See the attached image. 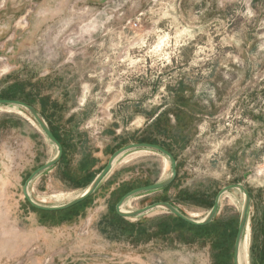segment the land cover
Wrapping results in <instances>:
<instances>
[{"label": "rangeland", "instance_id": "1", "mask_svg": "<svg viewBox=\"0 0 264 264\" xmlns=\"http://www.w3.org/2000/svg\"><path fill=\"white\" fill-rule=\"evenodd\" d=\"M0 98L35 107L62 146L33 199L64 203L116 149L155 140L175 180L124 208L170 201L200 219L241 183L245 264H264V0H0ZM54 153L28 113L0 105V264H233L238 191L203 227L163 209L120 217L126 191L169 173L141 149L83 202L45 214L21 187Z\"/></svg>", "mask_w": 264, "mask_h": 264}, {"label": "water", "instance_id": "2", "mask_svg": "<svg viewBox=\"0 0 264 264\" xmlns=\"http://www.w3.org/2000/svg\"><path fill=\"white\" fill-rule=\"evenodd\" d=\"M0 105H7V106H16L23 110L24 112L28 113L32 118L33 122L45 136V138L54 146L55 153L53 156L44 162L43 164L36 167L33 171L25 179L21 191L23 198L34 208L43 210V211H60L67 208H70L85 199H87L95 190L101 185V183L108 177L111 173L115 162L118 160L119 157L122 155L129 153L135 150H149L152 152H156L163 157H165L168 161L169 165V173L168 176L164 179L155 181L150 184L142 185L135 187L126 193H124L119 200L116 202L114 209L118 216L123 218H138L152 210L155 209H163L167 213H171L186 223H189L194 226H205L208 225L216 216L219 210V205L221 198L229 191L236 190L240 193L242 197V202L240 206L238 224H237V231L234 239L233 244V255L232 260L233 264H241L239 261V251L241 242L246 236L249 224V210H250V203H251V196L247 190V188L241 183H232L221 187L218 192L216 193L213 204L210 209L206 212V214L200 218L195 219L185 211L180 209L175 204L169 201H155L148 205H145L141 208L136 209H123L124 204L134 198L136 196H141L143 194H148L150 192L162 190L163 188L169 186L176 177V159L173 154L162 147L161 145L149 142H132L126 145H123L116 149L107 159L106 164L104 167L93 177V179L83 187L79 193H77L72 199L61 203V204H44L40 201L33 199L30 193V185L31 183L41 174L46 173L51 168H53L61 159L62 156V146L57 138L52 133L47 121L43 117V115L32 105L17 99H6L0 98Z\"/></svg>", "mask_w": 264, "mask_h": 264}, {"label": "bare ground", "instance_id": "3", "mask_svg": "<svg viewBox=\"0 0 264 264\" xmlns=\"http://www.w3.org/2000/svg\"><path fill=\"white\" fill-rule=\"evenodd\" d=\"M12 107H16V106H12ZM123 209H125L124 206H123ZM239 261L241 264H245L247 261V241L246 239L245 241L241 242L240 251H239Z\"/></svg>", "mask_w": 264, "mask_h": 264}, {"label": "trees", "instance_id": "4", "mask_svg": "<svg viewBox=\"0 0 264 264\" xmlns=\"http://www.w3.org/2000/svg\"><path fill=\"white\" fill-rule=\"evenodd\" d=\"M48 125H49V124H48ZM50 129H51V128H50ZM51 131H52V130H51ZM52 133H53V131H52ZM53 134H54V133H53ZM54 136H55V134H54ZM55 137H56V136H55ZM56 138H57V137H56ZM57 140H58V138H57ZM58 141H59V140H58ZM149 141H150L149 143H155V144H158V142H155V140H149ZM158 145H161L162 147H164L165 149H167L168 151H170L168 148H166L165 145H162V144H158ZM170 152H171V151H170ZM171 153H172V152H171ZM96 174H97V173H96ZM96 174H95V175H96ZM95 175H94V176H95ZM92 179H93V178H92ZM92 179H91V180H92ZM91 180H90V181H91ZM174 180H175V179H174ZM90 181H89V182H90ZM89 182H88V183H89ZM88 183H87V184H88ZM172 183H173V182H172ZM172 183H171V184H172ZM148 184H150V183H148ZM171 184H170V185H171ZM145 185H146V184H145ZM170 185H169V186H170ZM169 186L163 188L162 190L167 189ZM137 187H138V186H137ZM134 188H135V187H134ZM132 189H133V188H132ZM129 190H131V189H129ZM129 190H128V191H129ZM126 192H127V191H126ZM126 192H125V193H126ZM82 202H83V201H82ZM169 202H170V201H169ZM80 203H81V202H80ZM171 203H172V202H171ZM31 208H32V209H35V210H39V209H36V208H34V207H31ZM39 211H40V212H43V213H45V214H48V213H52V212H54V211H43V210H39ZM55 212H56V211H55ZM176 217H177V216H176ZM177 218H178V217H177ZM179 219H180V218H179ZM180 220H181V219H180ZM182 221H183V220H182ZM212 221H213V220H212ZM212 221H211V222H212ZM183 222H184V221H183ZM185 223H186V222H185ZM187 224H189V223H187ZM189 225H191V224H189ZM192 226H194V225H192ZM205 226H206V225H205ZM194 227H203V226H194Z\"/></svg>", "mask_w": 264, "mask_h": 264}, {"label": "flooded vegetation", "instance_id": "5", "mask_svg": "<svg viewBox=\"0 0 264 264\" xmlns=\"http://www.w3.org/2000/svg\"><path fill=\"white\" fill-rule=\"evenodd\" d=\"M29 174H30V173H29ZM29 174H28V175H29ZM26 178H27V177H26ZM26 178H25V179H26ZM25 179H24V181H25ZM24 181H23V183H24ZM22 185H23V184H22ZM24 200H25V199H24ZM25 202H26L30 207H32V206H31L26 200H25Z\"/></svg>", "mask_w": 264, "mask_h": 264}]
</instances>
